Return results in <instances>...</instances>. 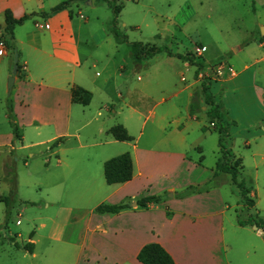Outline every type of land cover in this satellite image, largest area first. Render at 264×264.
<instances>
[{
	"label": "crops",
	"instance_id": "0c3cea01",
	"mask_svg": "<svg viewBox=\"0 0 264 264\" xmlns=\"http://www.w3.org/2000/svg\"><path fill=\"white\" fill-rule=\"evenodd\" d=\"M61 1L0 0V32L5 10L13 18L27 15L13 27L14 48H5L0 55V172L5 170L1 165L3 152L44 146L46 156L54 155L51 164L49 158L43 159L49 181L44 183L42 207L52 206V210H38L29 218L32 225L24 232V242L18 241L22 232L0 237V251L7 255L0 264H142L136 254L148 242L159 243L174 264H261L263 231L238 222L264 212L258 193L248 191L247 197L255 198L248 206L232 185L231 193L239 199L230 203L222 189L229 178L223 175L207 190L175 194L207 182L219 155L217 146L215 160L205 162L201 151L209 134L200 117L205 116L208 105L203 104L195 69L190 82L161 87L159 80H153L158 76L154 69H148L151 65L139 74L141 67L135 68L126 41L111 32L113 15L103 18L91 11L95 1L105 4L103 1L85 2L89 9L84 16L79 7L72 10L77 0L47 14ZM261 28L263 33L256 36L258 48L264 47ZM195 46L201 47L200 55L193 52L191 63L183 59L187 65L195 67L193 63L200 62L208 71L213 64L223 66L222 74L210 79L208 93L213 84L236 83L247 68L242 64L236 72L222 60L206 62L201 57L205 46L200 42ZM14 53L18 69L7 93L6 77L11 74ZM166 73V77H173L171 70ZM180 79L184 80L182 76ZM156 85L161 89L150 94L149 88ZM72 86L90 93L87 104L71 99ZM251 89L264 105V88L252 84ZM7 97L20 133V139L12 143L5 111ZM191 100L200 108L192 114ZM212 122L218 133V123ZM148 123L152 126L144 132ZM226 123L227 130L218 133L217 139L219 135H225L223 141L236 135L233 122ZM112 129L125 134L126 139L116 138ZM189 132L194 134L192 140L188 139ZM257 136H264L262 130ZM55 139L60 140L50 147ZM125 151L130 156L131 177L107 184L103 161ZM252 155L264 162V151ZM232 158L243 169L242 159L235 154ZM22 164L26 166L27 160L22 159ZM26 175L33 184L30 174ZM1 179L5 181L4 173ZM149 195L161 197L146 206L136 204L137 199ZM22 203L39 206L32 199ZM101 203L128 205L113 213L96 212ZM235 207L244 212L242 219L235 217ZM15 224H19L18 219ZM14 242L20 247H14ZM26 242L31 244V251L21 247Z\"/></svg>",
	"mask_w": 264,
	"mask_h": 264
},
{
	"label": "rangeland",
	"instance_id": "374dc122",
	"mask_svg": "<svg viewBox=\"0 0 264 264\" xmlns=\"http://www.w3.org/2000/svg\"><path fill=\"white\" fill-rule=\"evenodd\" d=\"M85 2L87 1H78L76 6H72V10L75 11L79 7L84 16V11L89 9V5ZM116 3L121 5L117 28L129 41L166 47L172 53L179 54H193L195 43L200 42L205 46L201 57L206 62L222 60L236 72L241 70L242 64L247 65L236 83L213 84L209 94L222 107L221 122L233 121V131L237 133L233 139L225 137L223 142L235 156L242 159L241 177L244 185L248 191L258 193L261 204H264V190H262L264 162L259 160L258 156L252 155L254 151H264V136H257L261 130L264 133V105L260 103L261 101L258 102L259 99L255 98L251 89L252 84L264 88V58L259 59L264 53V47L256 46V36L260 34L261 27H264V0H116ZM93 6L91 11H95L99 16L112 17L111 8L107 5L95 1ZM149 65L151 66L148 69H154L158 76L153 80H159L161 87L165 84L169 87H180L190 82L193 68L195 69L187 65L182 58L175 56L171 59L167 58L163 51L150 58L146 66H141L139 74L141 75ZM168 69L173 72V77H166ZM180 76L184 80H181ZM161 87L158 88L157 85L150 87L148 92L155 95ZM200 118L205 125V131L209 134L201 151L205 162H213L217 152V129L209 126V118L206 114ZM213 121L216 122V119ZM151 126L152 124L148 123L143 131H147ZM189 134L188 139L192 140L194 134L193 132ZM46 155L44 146L18 150L11 154L2 153V167L12 165L14 170L16 193L10 207L7 226L0 228V237L8 233L22 232L18 241L24 242L26 237L24 232L32 225L29 218L38 210L41 213H49L52 210V206L47 209L42 207L46 199L44 183L49 181L43 159L49 158L50 164L54 159L53 154ZM22 159L27 160L26 166H23ZM3 173L0 172V193L5 195L8 187L1 179ZM26 173L33 178V184L32 180L27 181ZM36 181L41 183L37 184ZM232 185L234 186L230 178L227 185H222L230 203L234 199H239L236 193L232 195ZM251 198L255 201L254 196ZM25 199H32L39 206H23L22 200ZM235 208L237 214L233 211L231 213L242 219L244 212L240 210L241 207ZM249 212L253 211L249 210ZM263 215L264 212H260L258 217H264ZM3 216L4 204L0 203L1 222ZM17 219L18 225L15 224ZM262 236L264 238V234ZM12 252L15 250L13 249ZM6 257L7 255L0 251V262L7 260ZM260 262L263 264L264 261L260 259Z\"/></svg>",
	"mask_w": 264,
	"mask_h": 264
},
{
	"label": "trees",
	"instance_id": "16d2710c",
	"mask_svg": "<svg viewBox=\"0 0 264 264\" xmlns=\"http://www.w3.org/2000/svg\"><path fill=\"white\" fill-rule=\"evenodd\" d=\"M74 0H64L53 6L47 14L55 12L64 6H66L69 2ZM82 1V0H77ZM103 1L109 8H111V12L113 15V19L111 22V32L115 37L121 38L123 41H126L129 47V56L131 61L133 62L135 68H139L141 66H146L147 62L150 58L155 56L157 53L163 51L166 55L175 56L177 58H182L187 60L188 62H193V55L190 53L179 54L172 53L166 47H158L155 45H151L148 43H142L140 41H127L124 33H121L117 28V14L120 10V5L115 3V0H101ZM4 16V26L2 31L0 32V40L6 48H13L12 45V30L13 27L17 24H20L27 15H23L19 18H13L8 10L3 12ZM142 64V65H141ZM195 65V74L197 71L202 68V64L200 62L193 63ZM18 69V66H17ZM201 92L203 94V104L208 105V107L204 110V113L208 116L209 121L212 122L213 119H216L218 123V133L227 130V123L221 122V113L222 107L219 103L215 102L212 96L207 92L208 90V82L204 80H200ZM71 99L73 101H77L81 104H87L90 99V93L86 90H83L80 87L72 86L71 87ZM197 110H200L199 105H196L192 102L189 103V113H193ZM5 111L6 116L9 120V125L11 127V131L13 134V138L11 143L20 139V133L17 125L13 122L12 111L10 99L7 97L5 101ZM233 122V121H231ZM111 132L116 138L126 139L125 134H119L116 129H112ZM225 135H219L217 139V146L219 155L215 162V171L212 177L205 183L201 185H190L183 188L181 191L176 192L177 196H184L193 192H199L203 190H207L211 187L216 186L221 176H225L230 178L232 184H234L237 189L242 201L245 205H252V199L247 197L248 188L244 185V180L241 177L242 166L239 164L237 159H233V154L229 149H226L223 144V138ZM60 139H55L50 143V147L56 145ZM13 162V159H12ZM102 172L103 178L107 184L112 183H120L128 180L131 177V161L130 156L127 151L115 155L113 157L107 158L102 163ZM5 181L8 185L7 193L4 195H0V201L4 204V216L3 221L0 223V228H6L10 207L15 198V173L12 169V165H6L4 170ZM238 178V179H236ZM161 196L160 195H149L137 199L135 202L140 206H146L149 203L156 202ZM127 203L122 204H106L101 203L95 207L96 212H117L121 208L126 207ZM239 223H247L250 225H255L259 227L264 234V217L257 216H249L245 220H238ZM12 240V239H11ZM14 247L19 248L20 246L17 243H13ZM24 250L31 251V244L26 242L21 246ZM136 259L142 264H174L173 260L169 256V254L164 250V248L157 242H148L143 244L136 254ZM96 264V263H91Z\"/></svg>",
	"mask_w": 264,
	"mask_h": 264
},
{
	"label": "built area",
	"instance_id": "2783aa9c",
	"mask_svg": "<svg viewBox=\"0 0 264 264\" xmlns=\"http://www.w3.org/2000/svg\"><path fill=\"white\" fill-rule=\"evenodd\" d=\"M5 46L3 45V43L0 40V55L4 54L5 51ZM201 52V47L195 46L194 47V54L196 55H200ZM229 71H231V69L229 67H226ZM210 71V72H209ZM209 71L208 69H204V68H200L197 73H196V77L199 80H204V81H210L211 78H215V77H219L222 72H223V66L221 63H217V64H213V66L209 67ZM213 122H209V126H213Z\"/></svg>",
	"mask_w": 264,
	"mask_h": 264
},
{
	"label": "water",
	"instance_id": "95a60500",
	"mask_svg": "<svg viewBox=\"0 0 264 264\" xmlns=\"http://www.w3.org/2000/svg\"><path fill=\"white\" fill-rule=\"evenodd\" d=\"M86 1H87V3L89 2L88 0H86ZM260 33H263L262 28L260 30ZM16 69H17L16 53H14V59H13V64H12V68H11V74L6 77L5 86H6V92L7 93H9L11 90L12 83H13V74L16 72ZM132 205H133V203H132ZM253 227L256 228L255 225H253Z\"/></svg>",
	"mask_w": 264,
	"mask_h": 264
}]
</instances>
